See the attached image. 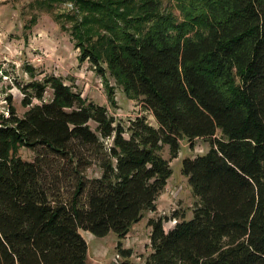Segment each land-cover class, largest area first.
<instances>
[{
    "label": "trees",
    "instance_id": "obj_1",
    "mask_svg": "<svg viewBox=\"0 0 264 264\" xmlns=\"http://www.w3.org/2000/svg\"><path fill=\"white\" fill-rule=\"evenodd\" d=\"M45 1L96 16L73 30L81 62L103 70L91 41L109 31V70L157 125L117 120L61 76L21 86L25 114H0V264H94L82 231L124 238L156 212L172 175L162 150L176 157L182 138L210 143L182 162L192 214L148 220L146 264H264V0H177L180 17L144 0L130 19L109 0Z\"/></svg>",
    "mask_w": 264,
    "mask_h": 264
},
{
    "label": "rangeland",
    "instance_id": "obj_2",
    "mask_svg": "<svg viewBox=\"0 0 264 264\" xmlns=\"http://www.w3.org/2000/svg\"><path fill=\"white\" fill-rule=\"evenodd\" d=\"M159 11L171 12L180 17L177 0H155ZM144 0H109L107 4L114 12L127 19L142 15ZM88 16L85 19V17ZM75 17L76 20H73ZM94 14L87 15L77 9L72 1L48 5L45 0H0V114L12 104L19 116H23L28 106L22 101L24 94L21 86L32 80H41L46 75L63 77L67 84L81 91L84 97L109 108L117 120L128 121L138 115H145L148 121L157 125L153 114L146 110L140 98L125 88L122 78L109 70V48L107 36L109 31L104 28L97 30L91 43H95L102 59V71H99L89 60L81 62V48L76 46L73 30L78 27L92 28L95 23ZM149 25L147 22L141 24ZM100 35L105 37L98 38ZM84 45L88 43L84 42ZM34 68V74L28 70ZM52 91L46 94L50 99ZM11 96V100H9ZM39 103L38 99L33 100ZM210 143L202 138L190 142L187 138L180 139V150L172 157L169 146L165 145L162 154L169 159L172 175L157 200V211H146L143 218L132 225L124 238L110 232L98 237L89 231H82L88 243V261L94 264H117L122 260L118 246L131 252L134 264H146L151 248V227L148 220L152 217L171 216L177 210L191 216L195 197L182 172V162L187 157L206 153ZM23 158L30 159L33 153L25 148L19 150ZM175 220H166L170 227Z\"/></svg>",
    "mask_w": 264,
    "mask_h": 264
},
{
    "label": "built area",
    "instance_id": "obj_3",
    "mask_svg": "<svg viewBox=\"0 0 264 264\" xmlns=\"http://www.w3.org/2000/svg\"><path fill=\"white\" fill-rule=\"evenodd\" d=\"M1 59H2V54H1V52H0V62H1ZM8 109H9V107H8ZM4 110V111H2V113H4L6 116H8L9 115V110Z\"/></svg>",
    "mask_w": 264,
    "mask_h": 264
}]
</instances>
